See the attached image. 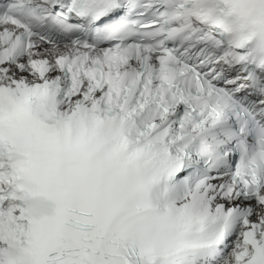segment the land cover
<instances>
[{"label": "snow or ice", "instance_id": "snow-or-ice-1", "mask_svg": "<svg viewBox=\"0 0 264 264\" xmlns=\"http://www.w3.org/2000/svg\"><path fill=\"white\" fill-rule=\"evenodd\" d=\"M0 264H264V0H0Z\"/></svg>", "mask_w": 264, "mask_h": 264}]
</instances>
